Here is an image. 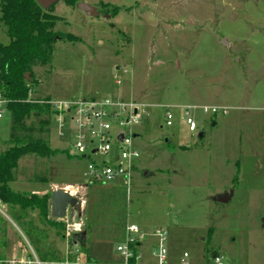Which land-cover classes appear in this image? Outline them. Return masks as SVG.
Wrapping results in <instances>:
<instances>
[{"label":"rangeland","instance_id":"rangeland-1","mask_svg":"<svg viewBox=\"0 0 264 264\" xmlns=\"http://www.w3.org/2000/svg\"><path fill=\"white\" fill-rule=\"evenodd\" d=\"M79 3L95 7L97 15L83 13ZM53 14L60 35L54 59L34 67L30 99L105 96L148 106L135 129L141 158L123 201L116 186L84 185L89 160L70 155L53 123L31 117L12 131L5 112L0 155L12 146V133L44 139L56 151L49 159L22 158L14 187L48 190L51 197L65 189L77 197L79 206L69 208L64 220L84 222L81 247L91 264L122 263L117 248L128 225L147 233L166 230L172 258L187 253L190 264H208L214 253L225 264H264V0H61ZM9 43L0 21V44ZM189 105L229 112L214 118L198 113L199 130L191 133L182 109L175 108ZM168 108L175 115L172 127L166 125ZM225 195L228 203L214 201ZM124 203L121 229L118 206ZM27 212L39 225V212ZM65 221L58 220L64 229ZM45 230L63 251L64 236ZM26 240L32 246L0 202V257L13 258ZM153 241H143L144 261L151 259Z\"/></svg>","mask_w":264,"mask_h":264},{"label":"built area","instance_id":"built-area-1","mask_svg":"<svg viewBox=\"0 0 264 264\" xmlns=\"http://www.w3.org/2000/svg\"><path fill=\"white\" fill-rule=\"evenodd\" d=\"M49 104L54 111L52 123L58 137L68 143L70 155L89 160L84 185L120 186L129 195L141 158L134 146V140L140 137L135 129L146 120L149 107L138 102L114 101L105 96L51 101ZM175 108L182 109V119L191 133L199 130L198 113L214 118L229 112L225 107L198 105ZM5 112L6 102L0 100V119ZM165 117L166 125L172 127L175 121L172 108L167 109ZM65 224L66 246L61 259L43 261L26 240L27 244L20 247V255L2 258L0 264H91L85 260L81 243L76 239L77 235L84 233V222L65 221ZM148 238L155 239L150 263L143 260L140 252L143 241ZM117 251L122 257L121 264H170L168 233L163 229L147 233L136 225H128ZM189 259V254L184 253L177 264H190ZM208 264L225 263L215 255Z\"/></svg>","mask_w":264,"mask_h":264},{"label":"trees","instance_id":"trees-1","mask_svg":"<svg viewBox=\"0 0 264 264\" xmlns=\"http://www.w3.org/2000/svg\"><path fill=\"white\" fill-rule=\"evenodd\" d=\"M65 1L74 5L77 0ZM55 6L45 10L36 0H0V21L10 38L9 44H0V100L6 102V111L12 120V131L22 129L24 122L31 117H44L46 120L41 122L42 125L52 123L54 111L49 104L50 98L31 100L30 93L34 84V67L46 66L54 59V46L60 36L54 31L58 22L53 14ZM68 37L73 38L71 35ZM27 74L30 78L26 77ZM12 138V146L0 155V200L14 219L22 224L37 255L43 261L59 260L62 251L45 230L47 227L54 229L63 239L64 227L58 224V220L50 218L51 195L15 192L10 186L22 158L37 156L49 159L56 155V151L48 141L41 138L13 136V133ZM116 189L125 201V189L120 186H116ZM118 207L120 213L117 224L125 229L126 205L124 203ZM29 210L39 212V225L29 220ZM93 231L94 224L91 222L87 227V235L92 236ZM124 237L125 231L121 239ZM77 240L83 244L86 241L84 233Z\"/></svg>","mask_w":264,"mask_h":264},{"label":"water","instance_id":"water-1","mask_svg":"<svg viewBox=\"0 0 264 264\" xmlns=\"http://www.w3.org/2000/svg\"><path fill=\"white\" fill-rule=\"evenodd\" d=\"M37 3L45 10L50 9L55 6L61 0H36ZM78 8L83 13L96 16L97 9L92 7L86 3H79ZM29 78V74L26 75ZM203 133L200 134V137L203 138ZM147 173H145V176ZM231 200L230 195H225L219 199H215L214 201L219 203H228ZM79 206V201L77 197H74L71 193L66 191L65 189H57L52 193L51 197V209L50 216L54 220H63L65 219L68 209H75ZM76 239H81V235H77Z\"/></svg>","mask_w":264,"mask_h":264},{"label":"crops","instance_id":"crops-1","mask_svg":"<svg viewBox=\"0 0 264 264\" xmlns=\"http://www.w3.org/2000/svg\"><path fill=\"white\" fill-rule=\"evenodd\" d=\"M215 126V125H214ZM203 135H204V133H203ZM204 137V136H203ZM236 176H238V175H236ZM236 178V177H235ZM27 185V184H26ZM10 186H11V188H12V190L13 191H15V192H22V193H31V192H29V191H27V190H19L18 188H16V187H14V180L12 181V183L10 184ZM48 190H39V191H36V192H34L33 194H38V195H40V196H43V195H46V194H48ZM70 193V192H69ZM1 202V201H0ZM2 203V202H1ZM3 205H5L4 203H2ZM6 206V205H5ZM155 240V239H154ZM155 243V241H153L150 245H149V255H150V252H151V247L153 246V244ZM19 244V243H18ZM20 247L21 246H17V248H16V251H18V254H16L15 256H17V255H20L21 254V249H20ZM142 248H143V246H142ZM142 248L140 249V252L142 251ZM63 251H64V249H63ZM62 251V252H63ZM141 254H142V252H141ZM143 255H144V253H143ZM142 255V256H143ZM215 255H218V254H216V253H214L213 254V256H215ZM14 256V257H15ZM212 256V257H213ZM145 257V256H144ZM151 257V256H150ZM169 257H170V264H177L178 262H179V260H180V258H172V256H171V253H170V251H169ZM153 260H152V258L148 261L147 259H145V262L146 263H150V262H152ZM209 262V260L207 261V263Z\"/></svg>","mask_w":264,"mask_h":264}]
</instances>
